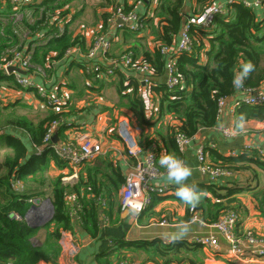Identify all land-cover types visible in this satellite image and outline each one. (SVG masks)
Instances as JSON below:
<instances>
[{"label":"crops","instance_id":"crops-1","mask_svg":"<svg viewBox=\"0 0 264 264\" xmlns=\"http://www.w3.org/2000/svg\"><path fill=\"white\" fill-rule=\"evenodd\" d=\"M97 1L102 2L101 0ZM119 1L125 4L127 11H132L141 18L145 16L152 17L157 4V0ZM194 1L185 0L183 9L185 21L190 20L192 17L195 6ZM246 1L253 2L254 0ZM36 2L39 4L38 8L43 9L40 5L41 1L36 0ZM219 2L227 10V1L219 0ZM72 3L69 4L72 22L67 28L87 17V23H91L94 28L102 30L104 35L111 41L108 57L112 58L125 53V51H133L135 57L140 60L144 52H149L155 47V36L151 29L148 31V27L155 28L157 20L153 19V22L149 24L143 21L144 27L141 33H133L129 30L127 24H122L119 28L116 24L113 25L107 22L112 17L108 9L111 7L102 5L103 7L99 10L100 18L98 20L95 18L93 21L91 14L87 16L88 7L86 5L76 7ZM83 4L88 3L85 1ZM257 9L259 15L262 16L263 11L261 8ZM37 15L36 12L34 17H37ZM106 18L107 21L104 24ZM98 21H100L99 27L96 24ZM69 32L71 37L78 41L74 47L76 51L68 58L54 61L46 76L34 75L33 81L37 85L36 88L21 89L11 81L0 82V117L2 114L17 113L19 117L13 120L23 119L27 123L37 126L39 122L53 115V112L47 109L39 99L38 90L42 88L54 89L65 102L64 116L61 126L54 136V144L63 145L68 143L73 128L84 127L101 138L103 152L100 157L109 156L113 167L118 171L120 170L122 178H125L136 162V159L129 156L127 151L139 146L141 136L143 143L149 140L155 141L154 145L156 146L155 150L158 154L157 160L159 163L161 154L166 153L161 141L154 135L152 129L141 127L135 114L125 106L126 98H121L117 93L115 76L102 80L86 73L85 67L89 61L84 56L93 39H84L83 37L90 32H82L80 37L76 28H71ZM7 33H10L9 29H7ZM106 61L107 59H102L99 55L91 60L92 64H98L103 69L107 66ZM122 71L126 76H133L138 80L140 78L138 74L131 70ZM165 78V75L159 77L158 82L164 83ZM238 97H240L239 91L234 94L233 98ZM119 107L123 109L122 112L128 114L130 128H118V121L124 118L119 117L121 110ZM235 120V116H223L218 119L214 127L202 129L192 138L190 145L181 154L182 160L193 169V174L187 183L195 184L204 193L196 207L201 219L207 224L211 225L217 220L214 219L216 211L220 208L219 205H229L231 209L239 213V222L236 228L239 237H242L249 230L264 237V217L256 210L255 206V196H258L260 191L264 189V171L252 166L248 170L232 171L230 176L222 177L216 182H210L206 176L198 171L196 157L198 147L205 150L210 161H214V155H211L210 151H214L217 153L216 155L221 156L249 155L243 151V147L247 142H252L257 147L264 148L263 122L247 121L241 125V130L235 131L232 138H224L222 129L224 127L234 129ZM136 127L140 131H136ZM5 135H10L25 144L28 155H39L47 148L45 146H33L30 133L6 123L0 129V162L4 161L6 156L12 154L11 148L7 145V139L4 137ZM154 145L146 150L139 147L142 149L143 154H146L154 151ZM54 157H56L55 154ZM56 158L50 161L48 171L44 174V177L51 180L58 176H71L72 170L59 157ZM99 162L100 160L96 158L89 164L94 165ZM159 167L162 171H165L160 165ZM18 180L24 189L23 193L29 195L30 199L38 200L31 206L40 207L45 200H50V195L46 196L43 193L44 187L49 185L47 184L49 183L48 180H46L44 186L36 184L33 188L26 185L21 179ZM69 181L72 182L73 179ZM122 185L120 184L119 193L114 203L112 205L111 202L105 203L104 208L107 207V214H98L99 224L96 236L80 228L82 225L81 219L80 221L72 219L73 223L71 225L78 242V252L74 257H67L59 251L54 264H226L227 243L220 235H217L213 228L191 221V206L184 204L175 196L174 185L165 183L162 176L155 181L153 183L155 187L164 188L167 192L162 195H154L152 204L140 214L121 211L119 205ZM211 188L225 198L217 203L216 200L218 199L210 193ZM43 194L44 196H42ZM73 199L71 196L69 202L74 201ZM181 222H188L190 231L184 238L175 242L170 241L167 234L175 232L177 230L176 226ZM209 234H216L218 238L220 250L217 253L204 249L194 242L195 236ZM233 262L236 264H264L262 259L251 260L248 258Z\"/></svg>","mask_w":264,"mask_h":264},{"label":"trees","instance_id":"trees-1","mask_svg":"<svg viewBox=\"0 0 264 264\" xmlns=\"http://www.w3.org/2000/svg\"><path fill=\"white\" fill-rule=\"evenodd\" d=\"M73 1L41 0L43 11L40 19L31 29L40 30L44 38L52 36L33 53V65L46 69V58L59 61L67 49L75 47L78 43L77 39L71 37L67 23L61 35H58L55 24L56 20L62 19L67 14L69 16V4ZM101 1L100 4L104 6L112 9L115 6H122L124 12H130L119 0ZM218 2L219 0L194 1L191 18L194 21L190 24L189 32L190 50L179 53L175 61L176 74L180 78L178 86L170 88L165 83L158 82V78L163 77L165 71V59L160 54V47L174 46L178 41L185 23L183 14L185 0H157L153 12L154 17L157 18V25L153 29L156 45L153 50L144 52L139 60L153 70L152 82L148 87V105L146 99L138 92L141 86L139 80L133 76H126L122 71L134 72L132 68L115 70L116 90L121 98H126L125 106L135 114L141 127L153 130L166 153H174L180 159L182 153L176 147V135L181 133L187 138H193L200 130L216 125L217 101L236 93L237 90L233 88L231 81L241 62L251 61L254 65V71L245 81L244 88L258 89L264 85V0L261 2L262 16L259 15L258 9L245 7L241 0H231L230 4H226L227 12L217 15L209 29H202L199 21L206 11ZM154 17H140V21L149 24L153 22ZM51 18H54V24L50 23ZM106 21L107 18L104 24ZM71 22L72 20L70 24ZM132 54V61L135 62L137 57L133 51ZM0 81H12V78L0 74ZM63 116V113H53L37 126L23 119L9 120L7 124L26 130L30 133L32 145L40 147L43 146L42 138L47 124ZM235 117V131L241 130V125L250 120L264 122V106L240 105ZM241 117H243L242 123ZM4 137L12 154L0 162V264L54 262L60 251L61 232L70 231L75 234L71 225L72 219L69 217L68 197L71 196L82 205L79 214L82 222L80 228L96 236L98 214L108 212L107 207L101 206L102 201L111 202L112 205L119 193L120 184L124 183L120 170L113 167L110 157L99 155L97 157L100 160L99 165L86 163L83 168L81 167L77 184L63 185L64 176L51 180L44 177L50 161L57 159L50 149H44L39 155H28L27 147L20 140L10 135ZM154 144L153 140L143 143V138L141 139L140 136L139 146L142 149H150ZM154 147L158 158L156 146ZM210 153L214 155V161H211L214 165L226 168L230 172L248 170L252 166L264 171V159L259 156L257 150L250 151L249 155L238 156L216 155L214 151ZM15 179H21L26 184L34 182L41 186L46 184V180L49 181L51 187L49 198L54 213L52 219L44 226L33 228L26 223L25 216L32 203L29 202V195L14 191L12 183ZM210 193L218 200L225 198L212 188ZM219 206L214 220L224 211L231 209L229 205ZM255 206L264 217V189L255 196ZM14 214L21 220L14 219L12 217ZM41 229L44 230L42 241L38 238ZM226 264L236 263L226 260Z\"/></svg>","mask_w":264,"mask_h":264},{"label":"built area","instance_id":"built-area-1","mask_svg":"<svg viewBox=\"0 0 264 264\" xmlns=\"http://www.w3.org/2000/svg\"><path fill=\"white\" fill-rule=\"evenodd\" d=\"M262 0H254L253 2L242 1L245 7L257 9L261 8ZM230 4L231 0L226 4ZM36 0H0V74L10 76L13 84L21 89L36 88L37 85L33 81L34 75H41L39 69H35L32 64V56L35 50L44 44L50 38L49 35L44 38L40 30L33 31L31 27L40 19L42 8H38ZM227 7V6H226ZM111 24H116L119 28L122 24H127L129 30L138 33L143 29V23L140 17L130 11L128 13L123 11L122 6H115L112 9ZM37 12L39 19L34 17ZM227 10L218 2L214 7H211L203 15L199 21V26L206 30L209 29L217 15L225 14ZM192 18V17H191ZM186 20L179 35L178 41L174 46H161L160 54L165 59V84L167 87H176L180 84V78L176 74L175 61L179 53L190 50V24L193 19ZM25 19V22H24ZM27 19V22H26ZM58 19V18H57ZM117 20L120 22L118 23ZM66 20H56V27L58 35L64 31V23ZM50 23L54 24V18H51ZM27 24V25H26ZM9 29L10 33H7ZM14 38L19 41V48L11 52L5 50L7 43L12 42ZM111 48V41L106 35H97L84 58L89 63L86 65V73L92 74L96 79L114 77L116 69L132 68L134 73L140 76L139 82L141 86L138 92L146 99L149 95L148 87L151 80L153 70L146 63L140 62L138 59L132 61L133 54L131 51H126L116 57H108V52ZM76 49L69 48L64 54L63 58H68ZM97 55L102 59H107V66L103 69L98 64H92L91 60ZM108 57V58H107ZM18 69L20 72L11 71L9 69ZM1 82V81H0ZM89 85V83H87ZM240 97L220 98L217 101V117L221 119L223 116H235L240 105L247 106H264V85L258 89L243 88L238 90ZM237 92V91H236ZM39 99L43 102L45 107L53 113H63L65 110V102L57 92L42 88L38 90ZM148 105V101H147ZM62 118L50 121L45 129L42 145L52 150V152L59 157L72 170L71 176L62 178L63 185H75L78 182V172L81 167L96 159L103 152L102 140L96 134L86 130L84 127H74L72 130L69 142L63 145H56L53 143V137L60 128ZM130 123L126 119L118 121V128H130ZM136 131H140L138 127ZM235 130L229 127L222 129L224 138H232ZM192 138H187L185 135L179 133L175 137V144L177 149L183 153L190 145ZM252 150H257L261 158L264 159V148L257 147L252 142H247L243 151L249 153ZM128 155L136 159L133 168L127 173L124 178V183L120 192V209L123 212H131L140 214L145 208L152 204V197L154 195H162L166 193L164 188H157L153 185L165 171H162L157 161V155L154 151L143 154L142 149L138 146L133 149H128ZM196 157L198 161V171L206 176L210 182H216L222 177H228L231 172L218 165H214L209 159L202 147L196 149ZM73 179L72 182L69 180ZM75 182V183H74ZM12 187L16 193L22 194L24 189L18 179L12 183ZM68 197V203L69 202ZM74 200V199H73ZM29 202L35 204L36 199H29ZM219 203V200H216ZM101 206H105L102 201ZM82 205L77 201L70 203L69 217L80 221V212ZM191 221L197 222L202 226H209L215 230L217 235H220L227 243V250L225 256L229 261H238L244 258L251 260H264V237L254 234L252 231H246L242 237L236 233L237 223L239 222V213L236 210L229 209L224 211L219 218L211 225L203 221L197 212V208L190 207ZM16 220L21 218L14 214L12 216ZM194 242L204 249L211 250L217 253L220 250V245L216 234H209L206 236L197 235L194 237ZM60 253L67 257H74L78 252V242L76 237L70 231L61 232L59 239ZM226 262V261H225ZM37 264H52L47 261H41ZM127 264V263H121Z\"/></svg>","mask_w":264,"mask_h":264},{"label":"clouds","instance_id":"clouds-1","mask_svg":"<svg viewBox=\"0 0 264 264\" xmlns=\"http://www.w3.org/2000/svg\"><path fill=\"white\" fill-rule=\"evenodd\" d=\"M253 71L254 65L251 61L241 62L239 69L233 74L231 81L233 88L237 91L243 89L245 81ZM242 122L243 117H241ZM159 165L165 169V172L162 174L163 181L175 186V196L184 204L195 208L204 193L195 184L187 183L193 174V169L174 153L161 154ZM176 227L177 230L175 232L167 234L168 239L172 242L184 238L190 231V224L188 222H181Z\"/></svg>","mask_w":264,"mask_h":264},{"label":"rangeland","instance_id":"rangeland-1","mask_svg":"<svg viewBox=\"0 0 264 264\" xmlns=\"http://www.w3.org/2000/svg\"><path fill=\"white\" fill-rule=\"evenodd\" d=\"M41 1V0H40ZM85 1L88 3V4H83L85 3ZM73 5H76V7H81V5H86L88 7V12H87V16H89V14H91V19L94 21L95 18L98 20L100 18V15H99V10L101 9V6L102 4H100V2H98L97 0H74ZM123 4V3H122ZM108 8V7H107ZM109 9V12L112 13V8H108ZM152 17H154V14H152ZM37 18L39 19V16L37 15ZM65 19L66 22L64 23V26L66 27V23L67 25L69 26L70 25V21L72 20L71 19V14H68L62 18V20ZM154 20H157L156 17H154ZM24 22H25V19H24ZM26 22H27V19H26ZM96 24H98V27L100 25V21H98ZM27 25V24H26ZM74 25V26H73ZM70 28L68 27V30H71V28H76L78 30V34H79V37L82 36V32H85V31H89L90 33L89 34H86L85 37H83L84 39H93L99 34V35H104V32L102 30H99V28H94V25H92L91 23H87V17L85 18H82V20L76 22L75 24H73ZM34 27V25H33ZM152 30L151 32H153V29L152 27H148V31L149 30ZM131 31V30H130ZM132 32V31H131ZM141 33V31H140ZM149 33V32H148ZM92 40V42H93ZM91 42V44H92ZM19 41L17 38H14L13 37V40L12 42H9L6 44L5 46V50H10L11 52H13L14 49L16 48H19ZM90 44V45H91ZM52 55H54V53H52ZM48 58H46V62H45V65H46V69L45 67H39L38 65H33L35 67V69H39V71L41 72L42 76H46L47 75V70L51 68V63L54 62V60L52 59H49L48 61ZM36 64V63H35ZM119 109H121V107H119ZM123 109L120 110V115L119 117H124L122 119H126L129 123H130V118L128 116V114H126L125 112H122ZM17 114V113H16ZM15 113H10V114H2V116L0 117V129L7 123V121L9 120H13V119H17V117H19V114L16 115ZM264 123V122H263ZM3 158V157H2ZM100 163H96L95 165H99ZM94 165V166H95ZM49 184V183H47ZM26 185H28L29 187L33 188L35 187L36 183L34 182H29L27 183ZM45 190L43 191V193L48 196V195H51V187L50 185H46V187H44ZM44 194L42 196H44ZM47 224V223H46ZM44 226V225H43ZM42 227V226H41ZM43 236H44V230L41 229V232L39 233L38 235V238L42 241L43 240ZM37 243V242H36ZM52 264H54V262H50Z\"/></svg>","mask_w":264,"mask_h":264},{"label":"water","instance_id":"water-1","mask_svg":"<svg viewBox=\"0 0 264 264\" xmlns=\"http://www.w3.org/2000/svg\"><path fill=\"white\" fill-rule=\"evenodd\" d=\"M11 71H16V72H20L18 69H9L8 72ZM55 137H53V142H54ZM38 204V203H37ZM53 206L52 203L50 202V200H45L40 207L38 206H31L29 211L26 213L25 216V221L26 223L33 227H41L43 225H45L46 223H48L52 217H53Z\"/></svg>","mask_w":264,"mask_h":264},{"label":"bare ground","instance_id":"bare-ground-1","mask_svg":"<svg viewBox=\"0 0 264 264\" xmlns=\"http://www.w3.org/2000/svg\"><path fill=\"white\" fill-rule=\"evenodd\" d=\"M118 23H120L118 20H117Z\"/></svg>","mask_w":264,"mask_h":264}]
</instances>
